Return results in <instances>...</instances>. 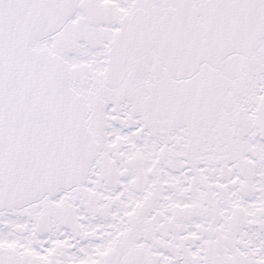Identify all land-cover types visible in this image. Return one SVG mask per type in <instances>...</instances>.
<instances>
[{
    "label": "flooded vegetation",
    "instance_id": "1",
    "mask_svg": "<svg viewBox=\"0 0 264 264\" xmlns=\"http://www.w3.org/2000/svg\"><path fill=\"white\" fill-rule=\"evenodd\" d=\"M33 48L96 148L80 183L0 210V264H264V0H77Z\"/></svg>",
    "mask_w": 264,
    "mask_h": 264
},
{
    "label": "water",
    "instance_id": "2",
    "mask_svg": "<svg viewBox=\"0 0 264 264\" xmlns=\"http://www.w3.org/2000/svg\"><path fill=\"white\" fill-rule=\"evenodd\" d=\"M76 4L0 0V210L33 203L87 175L96 146L68 66L33 48L69 20ZM132 20L114 37L112 51L130 43ZM110 55L118 61L119 54Z\"/></svg>",
    "mask_w": 264,
    "mask_h": 264
}]
</instances>
